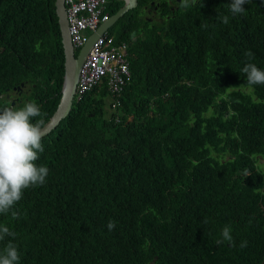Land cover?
Segmentation results:
<instances>
[{
  "label": "trees",
  "instance_id": "obj_1",
  "mask_svg": "<svg viewBox=\"0 0 264 264\" xmlns=\"http://www.w3.org/2000/svg\"><path fill=\"white\" fill-rule=\"evenodd\" d=\"M230 3L200 0L164 22L139 7L120 18L133 76L121 121L106 84L77 93L42 137L45 183L24 190L18 218L0 214L16 234L0 252L11 241L17 264H264V85L241 71L264 70V0L237 15ZM64 76L56 0H0V107L33 102L43 126ZM225 226L233 240L218 244Z\"/></svg>",
  "mask_w": 264,
  "mask_h": 264
},
{
  "label": "clouds",
  "instance_id": "obj_2",
  "mask_svg": "<svg viewBox=\"0 0 264 264\" xmlns=\"http://www.w3.org/2000/svg\"><path fill=\"white\" fill-rule=\"evenodd\" d=\"M111 1L112 0H109V4ZM196 3L197 0H181L179 6L182 9H188ZM248 3H251V0H231L229 6L230 12L233 15L242 14L245 12L244 5ZM115 13L111 14L113 15ZM223 23H228L227 16L223 17ZM28 24L34 26V22L31 20V17L28 21ZM108 28L106 30H108ZM79 53L80 52L77 53L75 51L76 56H78ZM246 55L251 57L253 54L248 52ZM241 71L246 74L247 85H264V70L258 68L256 64L248 63L242 68ZM131 82L132 80L129 82V84H131ZM129 84L125 87V89L129 86ZM19 88H21V86H19ZM125 89H123L119 97L120 105L117 107H113L115 96L111 90L108 89L109 95L111 97L109 103V108L111 110L110 117L114 118V115H116L114 118L116 122L121 121L119 112L120 108L123 106ZM78 92L79 90L77 93ZM40 115L41 111L39 106L33 102L25 103L23 107L19 108L8 106L0 107V214L7 215L12 210L13 206L21 200L25 189L33 186L43 185L46 181L49 169L46 166H38L35 163L39 159V153L43 152L44 150L41 144V125L43 124V120L33 123L32 118L39 117ZM258 163L264 165V157H262V155H258ZM11 216L13 218H18V213L16 211H11ZM107 227L109 231H111L114 229L115 223L113 221H109ZM15 235V232L11 231L7 225L0 224V241H3L5 237L14 238ZM232 240L233 238L231 236V229L228 226H225L222 230V239L218 240L217 243L221 244L225 241L231 242ZM246 246V241L241 242V248ZM19 259L20 257L16 246L11 241H9L3 248L2 252H0V264H17Z\"/></svg>",
  "mask_w": 264,
  "mask_h": 264
},
{
  "label": "built area",
  "instance_id": "obj_3",
  "mask_svg": "<svg viewBox=\"0 0 264 264\" xmlns=\"http://www.w3.org/2000/svg\"><path fill=\"white\" fill-rule=\"evenodd\" d=\"M69 31L74 50L78 53L102 23L110 20L109 0H65ZM132 80L129 44L118 42L106 30L100 34L82 65L79 92L106 84L115 96L113 107L120 105L119 97Z\"/></svg>",
  "mask_w": 264,
  "mask_h": 264
},
{
  "label": "water",
  "instance_id": "obj_4",
  "mask_svg": "<svg viewBox=\"0 0 264 264\" xmlns=\"http://www.w3.org/2000/svg\"><path fill=\"white\" fill-rule=\"evenodd\" d=\"M125 1V4L111 16L110 20L103 23L100 28L90 36L86 44L82 47L79 55L76 56L73 44L71 42L65 0H56V12L59 17L60 27L63 31L65 76L61 89V99L59 105L52 117L43 126H41L42 137L49 134L71 111L76 93L78 91L82 65L97 37L102 34L109 26L114 25L125 15L126 12L134 9L138 4V0ZM11 103L13 106L15 101L13 100Z\"/></svg>",
  "mask_w": 264,
  "mask_h": 264
},
{
  "label": "flooded vegetation",
  "instance_id": "obj_5",
  "mask_svg": "<svg viewBox=\"0 0 264 264\" xmlns=\"http://www.w3.org/2000/svg\"><path fill=\"white\" fill-rule=\"evenodd\" d=\"M198 1L200 0H197V2ZM180 3L181 0H138V4L135 8L139 7V15L141 17H145L149 21L153 22L159 18L161 22H164L174 16L171 13L175 14L176 11L184 10L179 6ZM195 6L196 5L193 7ZM162 13H164L165 16L161 18L160 14ZM22 85L23 87H18L19 90H23V88H25V85Z\"/></svg>",
  "mask_w": 264,
  "mask_h": 264
},
{
  "label": "rangeland",
  "instance_id": "obj_6",
  "mask_svg": "<svg viewBox=\"0 0 264 264\" xmlns=\"http://www.w3.org/2000/svg\"><path fill=\"white\" fill-rule=\"evenodd\" d=\"M199 2V1H198ZM197 2V3H198ZM197 3L195 4V5H197ZM194 6V5H193ZM192 6V7H193ZM192 7H190V8H192ZM190 8H188V9H184V11L183 12H185V11H188ZM121 27V22L120 21H117L114 25H112L110 28H108V31L109 32H111L113 35H115L116 36V31L119 29ZM28 86H29V84L27 83L26 84V88H28ZM91 91V90H90ZM98 95H99V93H97L96 94V98L98 97ZM100 96V95H99ZM84 97V96H83ZM82 97V98H83ZM105 100H106V102H107V105H106V107H107V109H108V113L109 114H111V110H110V108H109V103H110V100H111V97H110V95L108 94L107 96H105ZM264 171V170H263Z\"/></svg>",
  "mask_w": 264,
  "mask_h": 264
}]
</instances>
